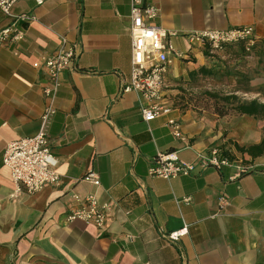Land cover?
Instances as JSON below:
<instances>
[{"label":"crops","instance_id":"crops-1","mask_svg":"<svg viewBox=\"0 0 264 264\" xmlns=\"http://www.w3.org/2000/svg\"><path fill=\"white\" fill-rule=\"evenodd\" d=\"M145 2L157 9L151 22L183 53L167 64L162 93L171 111L148 121L140 112L141 94L119 92L130 72V0L14 3L13 13L30 12L35 19L23 25L20 41L0 42V264H264V147L260 153L246 150L264 141V120L231 111L220 115L187 98L199 88L190 72L207 62L202 46L188 35L251 26L257 52L243 56L241 70L249 79L240 98L264 102V66L257 67L264 0ZM10 21L0 10V29ZM62 38L76 45L77 55L58 75L56 112L47 129L61 180L12 196L3 152L8 141L38 130L48 82L42 57ZM212 87L225 90L222 83ZM168 117L179 122L183 139L170 132ZM212 146L252 170L234 179L227 166L197 167L168 179L148 173L157 151L196 161ZM89 171L99 185L81 180ZM73 192L109 206L102 226L66 220L81 205ZM220 195L228 205L220 206ZM184 224L187 234L177 241L163 237Z\"/></svg>","mask_w":264,"mask_h":264},{"label":"built area","instance_id":"built-area-1","mask_svg":"<svg viewBox=\"0 0 264 264\" xmlns=\"http://www.w3.org/2000/svg\"><path fill=\"white\" fill-rule=\"evenodd\" d=\"M18 0H0V10L11 21L0 29V42L20 41L24 37V24L35 19L30 12L15 14L12 7ZM45 0H34L37 5ZM157 9L145 0H130L129 35L131 39L130 72L128 80H121L119 92L136 90L141 94L139 104L142 118L146 121L160 115L168 114L171 106L164 101L162 89L165 85L167 64L172 56L181 58L179 51L168 38L166 31L151 22L156 16ZM191 43L207 44L211 52H217L227 43L244 42L245 50L249 51L255 43L253 28L240 26L230 29H204L188 35ZM77 55L74 44H68L65 38L58 48L42 57V65L48 75V82L42 87V94L46 103L40 114L39 128L33 135L19 137L6 143L3 152V165L9 169L14 196L21 192L35 193L45 185L59 184L61 177L58 172V158L50 148L47 134L48 126L56 112L54 96L59 86V73L72 66ZM166 125L170 132L178 137L183 136L180 124L174 117H168ZM233 167L231 178H237L252 170L251 165L243 160L232 158L223 153L219 146H212L207 152H200L196 161H185L173 150L157 151L152 157L148 173L161 178H173L180 175H189L195 168L204 170L208 167L220 169ZM81 180L99 185L100 180L95 172L89 171L82 175ZM74 200L81 202L79 207L73 208L66 216V220H81L98 227L105 221V210L108 205L99 204L93 195L80 196L73 192ZM188 201L189 197H184ZM220 206L229 204L226 196L218 197ZM187 234V225L178 229L163 232L162 235L169 241H177Z\"/></svg>","mask_w":264,"mask_h":264},{"label":"trees","instance_id":"trees-1","mask_svg":"<svg viewBox=\"0 0 264 264\" xmlns=\"http://www.w3.org/2000/svg\"><path fill=\"white\" fill-rule=\"evenodd\" d=\"M229 45H235L237 48L235 49V53L237 55H244L247 53H256L257 52V43L251 47L249 51L245 50L244 42L240 41L237 43H227L224 45V48L229 47ZM204 49V55L207 58L206 64L199 66L193 72H190V81L194 80V78L203 76V77H213L221 75H230L232 72L228 70L227 65L223 61H219L216 59V54L211 52L207 44H201ZM260 59L264 60V49L259 53ZM262 92V91H261ZM205 93L214 99H220L223 101L222 105H215L214 110L220 115L226 114L228 112H236L238 114H247L255 117H259L264 120V102H261L257 99L244 100L241 99L234 92L226 93L223 95H218L215 92L205 91ZM264 147V141H262L259 145L248 146L246 150L253 152L256 149V153L262 152Z\"/></svg>","mask_w":264,"mask_h":264},{"label":"rangeland","instance_id":"rangeland-1","mask_svg":"<svg viewBox=\"0 0 264 264\" xmlns=\"http://www.w3.org/2000/svg\"><path fill=\"white\" fill-rule=\"evenodd\" d=\"M237 47L235 45H229V47H226L214 52L216 54V59L219 61H223L230 72H232L230 75H221L219 76H213V77H203L199 76L194 78L192 80V84L195 86H198L195 90V92H192V96H187V98L191 97L193 99L194 105H202V107H209L213 108L215 105H222L223 101L220 99H214L209 97L205 91H211L215 92L218 95H223L230 92H235L239 97L241 96L240 92H244L243 90H247V81H248V74H245L242 72L241 67L243 66V56H247V54L244 55H237L235 53V49ZM255 54V53H254ZM264 66V60L259 59L257 62V67H263ZM218 83H222L225 86V90H217L213 88V85H216ZM205 86H209L210 88L207 89ZM240 90H239V89ZM261 93L264 94V88L261 89ZM184 99V98H182ZM206 99V100H205ZM180 108H183L180 102H178Z\"/></svg>","mask_w":264,"mask_h":264}]
</instances>
